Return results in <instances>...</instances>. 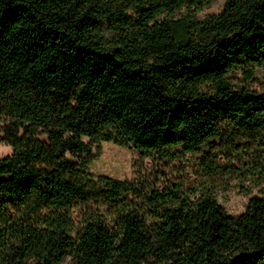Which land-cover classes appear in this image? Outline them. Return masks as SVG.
Segmentation results:
<instances>
[{
  "label": "trees",
  "instance_id": "obj_1",
  "mask_svg": "<svg viewBox=\"0 0 264 264\" xmlns=\"http://www.w3.org/2000/svg\"><path fill=\"white\" fill-rule=\"evenodd\" d=\"M210 1L0 0V264H264V199L234 217L210 187L97 176L82 140L173 161L264 126L228 76L264 64V0Z\"/></svg>",
  "mask_w": 264,
  "mask_h": 264
},
{
  "label": "rangeland",
  "instance_id": "obj_2",
  "mask_svg": "<svg viewBox=\"0 0 264 264\" xmlns=\"http://www.w3.org/2000/svg\"><path fill=\"white\" fill-rule=\"evenodd\" d=\"M227 1L211 0L196 12V17L202 20L209 15L220 14ZM188 12V7L184 6L180 14ZM105 26L108 32V25ZM247 70H252L251 77ZM228 76L236 89L246 88L264 93V64L244 63L231 70ZM7 125V122L0 120L1 137L5 136L4 128ZM222 129L221 136L215 138L212 146L205 148L204 152L188 153L184 158L173 161L161 160L155 152L144 154L134 146L114 140L98 142L88 136L82 140L90 149L87 154L89 170L97 176L138 181L147 185L157 183L160 187L171 181H183L186 187H210L228 214L240 217L246 212L252 197L264 199V126L234 134L232 137L236 138L235 144L243 143L239 148H235V144L231 145L232 138L228 136V125L225 122ZM245 144L250 145L248 149H242ZM12 152L13 146L6 140H0V158L6 159ZM214 155L225 170L207 175L201 169V162H207ZM85 207L81 203L73 208L75 219L80 217ZM74 263L73 255L66 256L61 262Z\"/></svg>",
  "mask_w": 264,
  "mask_h": 264
}]
</instances>
